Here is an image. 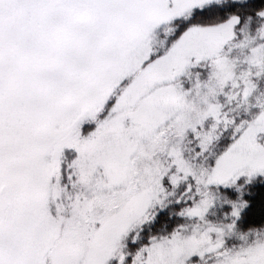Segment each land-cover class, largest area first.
I'll use <instances>...</instances> for the list:
<instances>
[{"label":"snow or ice","instance_id":"6c2138e0","mask_svg":"<svg viewBox=\"0 0 264 264\" xmlns=\"http://www.w3.org/2000/svg\"><path fill=\"white\" fill-rule=\"evenodd\" d=\"M213 3L0 0V264H264V0Z\"/></svg>","mask_w":264,"mask_h":264},{"label":"rangeland","instance_id":"374dc122","mask_svg":"<svg viewBox=\"0 0 264 264\" xmlns=\"http://www.w3.org/2000/svg\"><path fill=\"white\" fill-rule=\"evenodd\" d=\"M213 4V0H206V5ZM174 29L173 25H165L159 29L151 37V44L154 49H160L167 42L171 31Z\"/></svg>","mask_w":264,"mask_h":264},{"label":"trees","instance_id":"16d2710c","mask_svg":"<svg viewBox=\"0 0 264 264\" xmlns=\"http://www.w3.org/2000/svg\"><path fill=\"white\" fill-rule=\"evenodd\" d=\"M206 6L212 7V6H214V3L213 4L206 5ZM173 27H175V25H173Z\"/></svg>","mask_w":264,"mask_h":264}]
</instances>
